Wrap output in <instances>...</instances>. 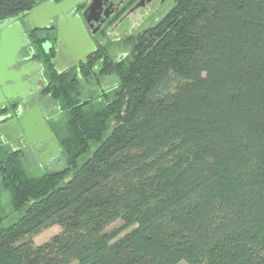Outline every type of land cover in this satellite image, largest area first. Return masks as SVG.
Instances as JSON below:
<instances>
[{
	"label": "trees",
	"instance_id": "trees-1",
	"mask_svg": "<svg viewBox=\"0 0 264 264\" xmlns=\"http://www.w3.org/2000/svg\"><path fill=\"white\" fill-rule=\"evenodd\" d=\"M43 1L0 0V22ZM126 43L122 60L108 43L51 73L65 167L0 159L19 213L0 228V264H264V0H179ZM106 75L118 84L88 92ZM51 225L62 231L36 244Z\"/></svg>",
	"mask_w": 264,
	"mask_h": 264
},
{
	"label": "flooded vegetation",
	"instance_id": "flooded-vegetation-1",
	"mask_svg": "<svg viewBox=\"0 0 264 264\" xmlns=\"http://www.w3.org/2000/svg\"><path fill=\"white\" fill-rule=\"evenodd\" d=\"M178 1L98 0L95 1V6L90 10L94 0H80L74 6L72 16L79 15L82 18L83 24L96 46V50L86 58V61L76 65L69 64L67 60H64L59 65L55 63L53 59L58 48L57 37L54 40L47 39L38 42L36 37L33 36L32 30L34 28L30 26L25 16L20 17L19 21L23 27V31L20 34L21 36L27 35L29 43L20 49L16 56L17 63L10 70L16 72L22 67L26 68L28 73L22 77V81L28 82L30 87L27 91V96L22 97L19 95V91H16L14 84L9 82L13 96L9 97L4 94L5 98L0 103V159L3 158L4 154L16 156L18 151H21L24 155L29 152L32 156L40 159L50 149L47 139L31 142L20 119L28 111L35 109L34 112H30L26 116L28 124H31L33 122L32 119L38 117L37 108H39L46 123L53 130L51 122L53 115L58 110V105L52 101L45 91L51 85L50 76L52 71L62 74L74 67L80 69L82 64H88L90 61L94 63L99 57V50L102 49V46H107L109 41L115 37H122L121 35L124 33H126V35H123L125 40H128L132 36L137 35V33L154 25L165 17ZM57 23L58 19L55 17L44 28L52 26L57 28ZM44 28H35L37 29L35 31L42 33ZM127 54L119 56V60H122ZM110 56L111 58L113 57L111 50ZM29 69H32V71H29ZM5 145H11V148H5Z\"/></svg>",
	"mask_w": 264,
	"mask_h": 264
},
{
	"label": "water",
	"instance_id": "water-1",
	"mask_svg": "<svg viewBox=\"0 0 264 264\" xmlns=\"http://www.w3.org/2000/svg\"><path fill=\"white\" fill-rule=\"evenodd\" d=\"M80 0H46L33 7L27 14V22L32 28H44L53 18L57 17V53L53 61L58 65L67 60L69 64H79L86 61V58L95 52L96 46L87 32L82 18L77 15L72 16L74 6ZM95 1L90 10L95 6ZM16 16L0 23V103L4 100L5 95L12 97L9 82H12L22 97L27 96L30 87L28 82L22 81V77L28 73L26 68L22 67L14 72L10 70L17 63L16 56L20 49L29 43L27 35L21 36L23 27L19 18ZM32 71V69H29ZM17 95V94H16ZM35 109L28 111L20 119L21 124L26 130L27 136L31 142H38L47 139L50 149L44 153L49 155L51 152L59 153L61 146L55 136L54 131L48 126L43 118L40 109L37 108L38 117L32 119L33 122L28 124L27 114L34 112ZM37 123V125H35ZM43 155V156H44Z\"/></svg>",
	"mask_w": 264,
	"mask_h": 264
},
{
	"label": "rangeland",
	"instance_id": "rangeland-1",
	"mask_svg": "<svg viewBox=\"0 0 264 264\" xmlns=\"http://www.w3.org/2000/svg\"><path fill=\"white\" fill-rule=\"evenodd\" d=\"M126 33L122 34V37H115L108 43L111 44V53L113 54L112 59L117 60L119 56L128 53L130 46L127 45L125 37ZM128 55V54H127ZM98 70V69H97ZM119 78L113 75H106L99 79L92 78L89 83L85 84L88 92L93 95H99L101 90H105L109 87H113L118 84ZM84 87V88H85ZM97 146L96 143L92 144L91 150L81 155L78 162L81 163L92 155L93 150ZM5 148H11V145H5ZM24 163L26 168L32 175H41L45 171L61 169L66 166V157L59 151V153H52L49 155H44L40 159L32 156L29 152L24 157ZM0 211L3 213V220L0 222V228L7 227L19 217V213L14 211L11 207V196L7 191H3L0 194ZM6 216V217H5ZM122 225V221L118 220L108 227V231H111ZM62 231L60 225H51L48 228L42 229L40 232L36 233L33 237L36 244H41L48 241L53 235Z\"/></svg>",
	"mask_w": 264,
	"mask_h": 264
}]
</instances>
